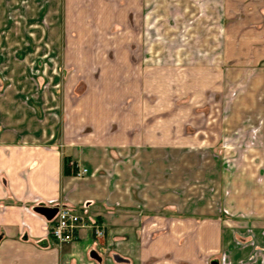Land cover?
<instances>
[{
	"label": "crops",
	"instance_id": "obj_1",
	"mask_svg": "<svg viewBox=\"0 0 264 264\" xmlns=\"http://www.w3.org/2000/svg\"><path fill=\"white\" fill-rule=\"evenodd\" d=\"M207 1L188 2L195 17L178 24H193L190 66L185 54L173 65L153 53L154 0H0V264H264V0ZM235 10L243 28L257 12V39L247 29L249 39L244 32L231 52ZM212 26L226 29L222 53L214 46L221 39L203 35ZM226 75L237 94L213 131L172 130L163 90L150 105L154 77L167 89L171 76H191L198 92L216 94ZM64 76L129 77L132 122L110 116L120 101L88 106L62 96ZM43 77H56L49 89ZM157 106L162 116L153 121ZM154 122L160 130L139 132L138 123ZM219 128L241 144L229 148L241 158L227 168L212 143ZM58 205L83 213L103 235L85 226L58 243L50 232L56 213L37 210Z\"/></svg>",
	"mask_w": 264,
	"mask_h": 264
},
{
	"label": "rangeland",
	"instance_id": "obj_2",
	"mask_svg": "<svg viewBox=\"0 0 264 264\" xmlns=\"http://www.w3.org/2000/svg\"><path fill=\"white\" fill-rule=\"evenodd\" d=\"M98 0H91V2L97 3ZM104 1V0H102ZM116 2L117 0H108ZM195 0H191L193 3ZM204 5L208 3L204 0H201ZM76 2V1H75ZM119 2V1H118ZM128 2V1H127ZM190 2L189 0H154V17L152 22V29L154 30L156 39H154L155 43L152 45L154 46L153 53H156L157 55H162V53L165 55L163 56L165 58V61H168L170 64H178L181 63L178 60V56L182 54H185V57L187 58L186 61L190 66H193V64L197 61V52L196 49H194L195 45H193L190 41V39L194 38L195 34H193L192 31H194L193 24L190 26H187L186 28H181L178 26L179 22H183L184 18L192 19L195 17L194 12L190 10ZM185 4V5H182ZM237 4L234 1V3H231V6L229 9L233 6H237ZM203 5V6H204ZM208 5V4H207ZM185 7V9H184ZM207 7V6H206ZM205 9V8H204ZM206 10V9H205ZM208 12V11H207ZM77 12H73V19L76 20L78 16L76 14ZM257 12H249L248 18L244 17V19H248L249 21H245L249 28H243L241 27V20L244 14L241 13V11L235 10L233 13L232 11H229V47L231 48V52L240 51L241 49V39H243L242 35L245 32L247 39L256 40L257 39V28H253V24H256L255 18L253 19L254 14ZM104 14V19L106 18V12H102V15ZM207 15V13H203V17ZM219 16V15H218ZM1 22V17H0ZM250 29V37L248 38V30ZM144 34L146 35V29L143 28ZM182 31V43L180 45H177L174 41L175 36L178 35V33ZM184 33V35H183ZM226 29L222 28L220 26H212L211 28H206L203 32L204 37H218L221 39V41L216 40L214 45L219 53H222L221 51L224 49L225 43L223 40L226 37ZM170 38L171 42L170 44H163L162 38ZM216 37V38H217ZM223 39V40H222ZM226 39V38H225ZM207 46V45H203ZM207 55V54H206ZM177 56V58H176ZM203 57V53L201 55ZM205 57V56H204ZM203 59V58H202ZM56 78V77H55ZM54 77H43L41 78V83L49 87L50 82L53 83L55 80ZM129 77H121L117 81L118 77H103V76H64L62 77L63 83L62 85L67 86L63 87L62 96H68V99H71L74 101V103H77L78 100H85L88 104V106H92V104H95L97 102H106L109 100L113 101H120L121 104L118 103H112L110 105V108L108 109L111 112V117L117 116V121L126 122L129 121V123L132 122V116H130L129 113V106L126 102L130 101L131 95L130 89L132 92L133 83L126 81ZM155 81L158 83L153 84V91L151 95V101L150 105H156L158 102L162 101V90L164 91V99L166 101V104L169 105V111L166 110L165 115L170 116V124L172 130L177 131L179 129H183L185 131L186 127V134H192L193 130L195 128H207V131H213V128L216 127V125L212 122V125L210 124L211 121L218 122L219 116L225 115L224 111L226 109L224 107H227L229 104V98L231 97L230 93L237 94L236 85L235 83H231L232 78L229 75H226L225 77H218L216 80V87L217 92L216 94L213 92L210 93L209 91L206 92H198L197 84H195V81H193V77L191 76H181V77H174L171 76L168 78L169 82V88L162 89V82L161 77H154ZM1 82V81H0ZM38 83V82H37ZM132 83V85H130ZM34 84V83H33ZM143 86L141 82H138L137 87ZM49 89V88H48ZM123 90V92H118ZM47 90V89H46ZM125 90V92H124ZM204 91V90H203ZM236 91V92H235ZM232 94V95H233ZM133 99L135 100L136 93H133ZM140 99H143L141 97ZM139 99V100H140ZM216 100L214 102L213 107L210 105L211 100ZM145 100V99H143ZM149 100V101H150ZM197 100L198 103L195 106L194 101ZM199 100H202V102H199ZM123 101V102H122ZM196 101V102H197ZM159 106V105H158ZM156 107L155 112L153 114V121L158 120L162 115V108ZM205 106V107H204ZM125 107H128L125 108ZM127 109V110H125ZM150 111V109H148ZM114 112V113H113ZM153 113V112H152ZM109 116V118H111ZM184 119V120H183ZM183 121H186V123L183 124ZM148 126V128H154L155 130L161 129V123H155L154 124H139L138 123V129L139 132L145 127ZM107 131H110L113 126L110 124H106ZM144 126V127H143ZM218 127V126H217ZM113 130V129H112ZM208 131V132H209ZM215 131V130H214ZM222 130L219 128L217 134L214 133L213 135H217V137H214V141L212 142L218 155L217 158L223 161V167L227 168L229 167V162H236V158L240 159L241 157H234L229 156V148L230 147H241V144L239 141H234L232 139H229V135H225V133L221 132ZM211 143V142H210ZM190 146V145H187ZM213 155H209L208 159L212 160ZM213 161V160H212ZM215 180L218 181V179L215 178ZM189 189V188H188ZM188 191V190H187ZM191 193V192H190ZM191 195V194H190ZM188 196V194H187Z\"/></svg>",
	"mask_w": 264,
	"mask_h": 264
},
{
	"label": "built area",
	"instance_id": "obj_3",
	"mask_svg": "<svg viewBox=\"0 0 264 264\" xmlns=\"http://www.w3.org/2000/svg\"><path fill=\"white\" fill-rule=\"evenodd\" d=\"M85 226L91 227L96 235H103L101 225L89 224L83 213L68 206L58 205L56 216L50 225V232L58 243H62L75 239L78 230Z\"/></svg>",
	"mask_w": 264,
	"mask_h": 264
},
{
	"label": "water",
	"instance_id": "obj_4",
	"mask_svg": "<svg viewBox=\"0 0 264 264\" xmlns=\"http://www.w3.org/2000/svg\"><path fill=\"white\" fill-rule=\"evenodd\" d=\"M38 211H40L41 213H43L45 216H47L48 218H52V216L57 212V208H51L48 206H41L37 208Z\"/></svg>",
	"mask_w": 264,
	"mask_h": 264
},
{
	"label": "trees",
	"instance_id": "obj_5",
	"mask_svg": "<svg viewBox=\"0 0 264 264\" xmlns=\"http://www.w3.org/2000/svg\"><path fill=\"white\" fill-rule=\"evenodd\" d=\"M65 172H66V173L69 172V161H68V159L65 160Z\"/></svg>",
	"mask_w": 264,
	"mask_h": 264
}]
</instances>
